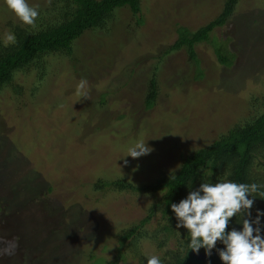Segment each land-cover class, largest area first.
Listing matches in <instances>:
<instances>
[{"label":"rangeland","instance_id":"rangeland-1","mask_svg":"<svg viewBox=\"0 0 264 264\" xmlns=\"http://www.w3.org/2000/svg\"><path fill=\"white\" fill-rule=\"evenodd\" d=\"M224 1L142 0L139 17L122 8L108 28L79 38L72 54L47 57L42 80L32 68L0 92V264L113 260L120 235L141 225L161 193L98 190L97 182L152 183L264 114V0H240L227 24L196 47L197 63L185 48L170 50L179 27L205 26ZM28 3L40 15L52 1ZM8 23L22 25L0 0L3 44ZM217 49L235 56L234 65H222ZM154 75L158 97L147 110ZM81 79L88 99L76 94ZM137 142L153 151L125 157ZM161 222L157 214L145 230ZM125 249L129 260L121 264H138L133 248ZM136 249L162 256L148 239Z\"/></svg>","mask_w":264,"mask_h":264},{"label":"trees","instance_id":"trees-1","mask_svg":"<svg viewBox=\"0 0 264 264\" xmlns=\"http://www.w3.org/2000/svg\"><path fill=\"white\" fill-rule=\"evenodd\" d=\"M51 1V5L46 9L41 8L35 27L8 23L7 26L16 37V43L5 46L0 42V92L12 86L19 73H25L32 68L38 71V78L42 80L45 76L47 57L72 54L74 43L85 33L108 28L114 12L128 7L134 16L139 17L142 11V0ZM239 2L240 0H225L220 14L196 31L179 27L177 30L179 39L170 50L185 48L190 59L197 63L196 47L209 42L211 34L227 24ZM137 25L143 26L144 19L138 18ZM216 55L222 65L228 67L234 65L235 56L230 61L219 49L216 50ZM157 85L154 75L149 81L145 101L147 110H151L156 103ZM14 90L19 92L17 87H14ZM222 181L264 185V114L245 126H235L211 145L192 152L183 159L177 172L163 175L152 183L135 186L127 180L97 182L95 186L98 190L109 188L120 192L153 195L161 193V198L151 207L141 225L127 229L120 235V246L115 258L109 262L105 260L103 263H126L129 259L125 247L129 246L134 250L133 259H136L138 264H147V257L136 248L140 241L148 239L162 252V256L159 257L161 264H222L217 254V250L223 248L219 242L213 249L211 257H206L203 248L199 254L190 251L187 230L176 228L177 220L171 211V204H178L187 197L190 190L199 188L202 182ZM259 191H264V187ZM254 196L255 201L251 209L253 220L258 210L264 212V197L260 196L259 192ZM157 214L162 215L163 222L149 233L145 226ZM241 219L239 215L232 218L227 231L233 228L242 230ZM260 227L261 235L264 236V216L260 217ZM172 243L174 247L171 249L169 245Z\"/></svg>","mask_w":264,"mask_h":264},{"label":"clouds","instance_id":"clouds-1","mask_svg":"<svg viewBox=\"0 0 264 264\" xmlns=\"http://www.w3.org/2000/svg\"><path fill=\"white\" fill-rule=\"evenodd\" d=\"M5 4L22 24L35 27L39 17L38 6H30L28 0H5ZM14 43L15 35L6 33L5 46ZM87 85L86 79H81L77 85L76 94L81 99H88ZM152 151L147 142H137L128 148L125 157L136 160ZM127 164L128 160L124 159V165ZM262 187L264 185L232 181L202 182L178 204H171V211L177 220L176 228L186 229L190 237V251L199 254L203 248L206 257H211L219 242L223 248L218 249L217 254L222 264H264V236L260 227V217L264 216V212L258 210L256 218L251 219L254 194L259 192L264 197V191H259ZM238 215L242 218V230L233 228L227 231L232 218ZM147 264H161V261L158 256L152 255L147 258Z\"/></svg>","mask_w":264,"mask_h":264}]
</instances>
